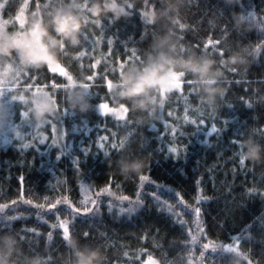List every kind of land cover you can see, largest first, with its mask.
<instances>
[{"label": "trees", "instance_id": "obj_1", "mask_svg": "<svg viewBox=\"0 0 264 264\" xmlns=\"http://www.w3.org/2000/svg\"><path fill=\"white\" fill-rule=\"evenodd\" d=\"M22 2L9 0L5 17L16 16ZM37 3L45 14L50 7L43 6L51 4L33 0L28 16L37 11ZM133 3L130 17L104 18L100 25L90 20L87 40L82 34L81 43L62 54L59 64L72 81L47 66L32 69L39 84L64 87L55 94L64 144L53 146L50 136V150L35 144L0 149V206H5L0 234L16 233L25 253L45 255L50 264H67L63 222L69 223L68 238L102 245L108 264H146L151 258L170 264H230L231 254L213 251L212 245H230L246 253L251 264H264V164L245 161L241 166L234 143L253 134L264 144V0H189L173 17L176 40L186 50L206 51L219 61L243 49L250 63L228 66L225 96L211 108L202 102L193 78L181 77L166 94L160 119L151 123L146 114L127 110V102L109 87L129 64L144 58L153 36L168 27L145 18L146 12L163 7L160 0ZM239 13L255 27L238 30L233 17ZM72 85H88L89 110L71 108L66 89ZM114 109H123V116L115 118ZM200 119L204 124L199 127L191 123ZM213 124L219 132H212ZM122 159H138V173L123 174ZM142 176L147 179L141 181ZM85 187L99 193H94L96 213L72 210L83 209ZM115 190L134 201L133 212L105 208L102 200L113 202ZM36 207H43L39 215Z\"/></svg>", "mask_w": 264, "mask_h": 264}, {"label": "clouds", "instance_id": "obj_2", "mask_svg": "<svg viewBox=\"0 0 264 264\" xmlns=\"http://www.w3.org/2000/svg\"><path fill=\"white\" fill-rule=\"evenodd\" d=\"M163 5L145 13L152 23L166 22L167 30L153 36L144 58L129 64L111 83V90L118 100L127 102V110L146 114L148 122L160 119L167 95L175 82L190 75L198 86L200 98L210 108L218 105L225 96L224 81L228 66H247L250 61L243 49L233 51L219 61L206 51L186 50L176 40L173 17L179 16L189 0H160ZM47 13L32 12L26 19L21 16V25L13 30L0 28V60L15 62L21 69L58 67L66 49L81 43V36L89 21L100 25L104 18L117 21L133 14V0H50ZM87 6V13L84 6ZM234 24L238 30L255 27L250 17L235 14ZM68 103L73 110L85 112L90 109L88 87L75 85L66 89ZM29 112L35 125L43 126L49 116L57 112L56 101L47 92L33 93L28 98ZM10 119L7 103L0 96V131L5 130ZM243 159L254 164H264V144L250 134L241 142ZM138 159L121 160L120 171L125 175L138 173ZM67 264H108L102 245L81 244L76 238L66 240ZM231 254L230 264H251L248 255L241 251ZM0 264H50L48 257L40 253L23 251L16 233L0 234ZM158 264H170L165 258Z\"/></svg>", "mask_w": 264, "mask_h": 264}, {"label": "rangeland", "instance_id": "obj_3", "mask_svg": "<svg viewBox=\"0 0 264 264\" xmlns=\"http://www.w3.org/2000/svg\"><path fill=\"white\" fill-rule=\"evenodd\" d=\"M32 1L33 0H23L22 4L20 5L17 11L16 16L14 17L6 18L5 9L2 13H0V20L10 21L8 25L4 26L6 30H13L20 27L19 20H17L16 17L23 16L26 19ZM4 2L5 0H0V3ZM22 8L23 12H21ZM0 28L3 27L0 26ZM47 68L55 75H59L61 77L67 78L69 81H72V78H70L68 71L62 65L59 64L58 67L55 68L47 66ZM42 81H44V78L42 79ZM178 82L179 79L175 82L173 86L178 85ZM47 83L44 85L39 84L37 79H35V76L32 74V69H21L15 62L12 61L0 62V90L4 92L3 98L7 103L8 111L10 113V119L6 123L5 130L0 131V149L8 148L12 145H18L27 148L35 144L46 145L47 147L49 146L48 150H50L52 145L62 146L64 144L63 141L65 133L62 129H59V125L61 124L62 119H59V117L61 116L60 114L57 115L58 110L55 113L56 115L53 114L49 116L48 122L45 125L36 127L35 121L33 120L30 112L27 117L23 115L24 112L29 111V104L19 99L12 100L11 98L12 96H23L25 101H28V98L33 93L47 92L55 101L56 92L64 87L57 86L56 84L49 85ZM79 87L75 86V88ZM97 109L102 113L106 112V109H101L100 107H98ZM66 112L67 111H65V113ZM110 113L115 118H121L123 116V112L121 109H116V111L114 109V111ZM66 114H68V112ZM68 115H70L71 117L73 113H70ZM85 125H87V122H85ZM53 126H55V132H53L52 130ZM46 131L47 133H49V135L46 134ZM75 131L77 132L78 130L75 129ZM50 136L53 138V141L57 140L58 144L57 142L55 144L54 142H52V145L51 143L48 145V139L50 138ZM115 191L116 193L111 197L113 199V202L108 201L106 198L102 200L103 202H105L104 206L107 210H110L109 205H111L110 211H117L123 213L124 211H122V209H128L129 207H133L134 201L132 202L128 199H125L124 197H121V193L117 190ZM94 193L97 192L93 191L90 187H85V197L82 201L83 209H79L80 211L78 213L85 214V207L93 209L95 213L98 212V201L95 198L96 196ZM106 201L108 202L107 204ZM93 202L95 203L93 204ZM42 209L43 207H36V215H39L40 212L43 211ZM62 224H65L69 229V223L63 222ZM146 264H158V261L151 258L147 261Z\"/></svg>", "mask_w": 264, "mask_h": 264}, {"label": "snow or ice", "instance_id": "obj_4", "mask_svg": "<svg viewBox=\"0 0 264 264\" xmlns=\"http://www.w3.org/2000/svg\"><path fill=\"white\" fill-rule=\"evenodd\" d=\"M8 2H9V0H5L4 3H0V13H2L4 11V9L6 7V4H8ZM50 6H51V4L50 5H44L43 7L45 9H47ZM36 8H37V11H40L41 5L37 3ZM84 9H87V6L86 5L84 6ZM21 12H23V8L21 9ZM16 19L19 20V24H20V26H22L21 25V16H17ZM9 23H10V21H8V20H0V26H2L3 28H5L4 26L5 25H8ZM93 23H95L97 25V23L95 21H93ZM13 26H14V22H13ZM181 27H183V25H181ZM86 33H87V29L85 28L84 31H83L85 40H87ZM108 43L111 44L112 41L109 40ZM209 43H212V42L209 41ZM216 43H218V42H216ZM207 47H208V45L206 44L205 45V48H207ZM213 47H215V45H213ZM220 54L223 55L222 53H220ZM0 62H2V60H0ZM97 63H99V61H97ZM121 67L123 68V65H121ZM88 79L91 80L93 78L92 77H88ZM189 83H192V82L190 81ZM84 86L88 87V85H84ZM109 87H111V84H109ZM0 96H4V92L2 90H0ZM11 98H12V100L19 99L21 101H24L25 103H28V101H25V99H24L23 96H12ZM249 106H251V105H249ZM99 107L100 108H104V105H99ZM121 110L124 111L123 109H121ZM23 115L25 117H27L29 115V111L28 112H24ZM169 115H171V113ZM191 123L193 125H196L197 127H199L200 125H203L204 124V120L203 119H200L199 124H197L196 120H192ZM36 127H39V126L36 125ZM52 130H53V132H55V126H53ZM212 132L213 133L219 132V130L215 127L214 124L212 125ZM172 133H173V135H175V129H172ZM102 139H106V138H102ZM53 142L55 143V141H53ZM234 143L239 144V149H240L239 154H238L239 155V163H240L241 166H243L244 163H245V160L243 159V154H242L243 153V146H242L241 143H239V141H234ZM99 146L101 148L104 147L103 144H100ZM112 147L115 148L116 145L113 144ZM171 151L172 152H175L176 149L175 148H171ZM77 168H78V164H77ZM140 179H141V181H143V180H145L147 178L142 176V177H140ZM262 194H264V193H262ZM153 195H154V198H156L155 197V194H153ZM125 199H127V198H125ZM181 202H183L182 199H181ZM56 203L59 204V203H61V201H57ZM94 203L95 202H93V204ZM138 203H140V202L138 201ZM4 207L5 206H0V212L3 211ZM53 207H55V205H53ZM109 209L111 210V205H109ZM72 210L74 212H79L80 211L79 209H72ZM134 210H135V207H129L128 209H122V211H127L129 213L132 212V211H134ZM91 211H92V209L91 208H88V207H85V209H84L85 214H87V213H89ZM169 211H171V207H169ZM194 211H195L197 217H199V215H200V209L197 207L196 209H194ZM16 218L17 217H12V218H9V219H16ZM53 227H55V226H53ZM61 227H63V229H64V239L67 240L68 239V228H67V226L65 224H61ZM84 235L87 236L88 234L85 233ZM193 242H195V238H193ZM209 246L210 245H204V248L207 249ZM212 247H213V251H215L217 248H222L224 253L237 251L236 248H234V247H232L230 245H212Z\"/></svg>", "mask_w": 264, "mask_h": 264}]
</instances>
